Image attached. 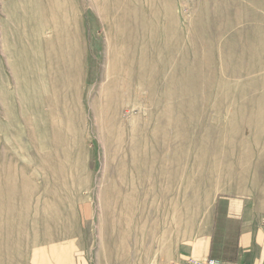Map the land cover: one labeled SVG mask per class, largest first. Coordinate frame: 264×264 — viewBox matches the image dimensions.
<instances>
[{"label": "rangeland", "instance_id": "374dc122", "mask_svg": "<svg viewBox=\"0 0 264 264\" xmlns=\"http://www.w3.org/2000/svg\"><path fill=\"white\" fill-rule=\"evenodd\" d=\"M263 136L264 0H0V264L225 259Z\"/></svg>", "mask_w": 264, "mask_h": 264}, {"label": "crops", "instance_id": "0c3cea01", "mask_svg": "<svg viewBox=\"0 0 264 264\" xmlns=\"http://www.w3.org/2000/svg\"><path fill=\"white\" fill-rule=\"evenodd\" d=\"M260 139L261 137L259 143ZM253 150L254 154L258 151V160L255 159L258 161L256 169L259 174L254 176L255 182L264 183V180L261 181V178H264V136L263 142L253 146ZM226 203L224 215L238 222V230L235 233L237 251L221 259L227 264H264V194L253 195V199L228 197ZM218 215L219 212L215 216V227L210 231L179 242L172 260L167 264L179 263L189 256H215L212 252L219 231Z\"/></svg>", "mask_w": 264, "mask_h": 264}, {"label": "built area", "instance_id": "2783aa9c", "mask_svg": "<svg viewBox=\"0 0 264 264\" xmlns=\"http://www.w3.org/2000/svg\"><path fill=\"white\" fill-rule=\"evenodd\" d=\"M176 264H227L223 259L216 256L196 257L189 256Z\"/></svg>", "mask_w": 264, "mask_h": 264}]
</instances>
